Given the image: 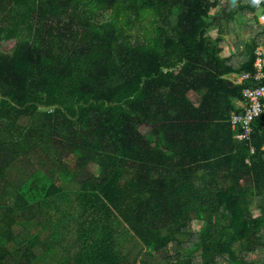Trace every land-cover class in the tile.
I'll return each instance as SVG.
<instances>
[{
	"label": "trees",
	"instance_id": "trees-1",
	"mask_svg": "<svg viewBox=\"0 0 264 264\" xmlns=\"http://www.w3.org/2000/svg\"><path fill=\"white\" fill-rule=\"evenodd\" d=\"M228 2L0 0V264H264V27Z\"/></svg>",
	"mask_w": 264,
	"mask_h": 264
},
{
	"label": "built area",
	"instance_id": "built-area-1",
	"mask_svg": "<svg viewBox=\"0 0 264 264\" xmlns=\"http://www.w3.org/2000/svg\"><path fill=\"white\" fill-rule=\"evenodd\" d=\"M257 8V17L260 26L264 27V0H250ZM258 56L263 57V52L258 51ZM255 69L256 75H244L239 82L254 81L261 85L253 89H247L244 92L246 102L238 104L241 114H235L233 117V127L235 130H241L238 140L243 142L250 140L253 134V124L264 115V59L259 58Z\"/></svg>",
	"mask_w": 264,
	"mask_h": 264
},
{
	"label": "rangeland",
	"instance_id": "rangeland-1",
	"mask_svg": "<svg viewBox=\"0 0 264 264\" xmlns=\"http://www.w3.org/2000/svg\"><path fill=\"white\" fill-rule=\"evenodd\" d=\"M228 1L231 0H223V6H225L227 3H230ZM233 12H237V7L235 2L233 3ZM222 39H223V44L222 47L228 49L232 53H236V47L237 46H247L250 44V39H251V30L250 26L248 24H244L241 17L237 18V21L232 23L231 29L228 27L227 23L224 21L222 24ZM212 35L213 37H216L218 35V29H213L212 28ZM240 58V55L237 56V59ZM192 101L195 105L199 104V98L197 95L192 96ZM71 159V158H69ZM68 160V159H67ZM90 170L92 172H96V166L94 164H90L89 166ZM60 173V172H59ZM57 173L56 180L60 182L61 176L60 174ZM14 197H10V200H12ZM13 201V200H12ZM256 211V205H253V208ZM203 226V222L199 221L195 225V230L199 231ZM128 233H124L122 236V239L126 238ZM257 256H255L256 258Z\"/></svg>",
	"mask_w": 264,
	"mask_h": 264
},
{
	"label": "crops",
	"instance_id": "crops-1",
	"mask_svg": "<svg viewBox=\"0 0 264 264\" xmlns=\"http://www.w3.org/2000/svg\"><path fill=\"white\" fill-rule=\"evenodd\" d=\"M262 52H263V57H264V49L262 50Z\"/></svg>",
	"mask_w": 264,
	"mask_h": 264
}]
</instances>
